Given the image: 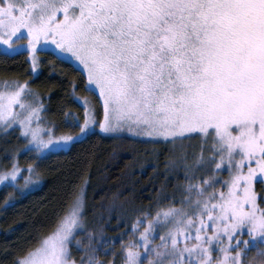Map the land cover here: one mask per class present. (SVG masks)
I'll return each mask as SVG.
<instances>
[{
	"label": "snow or ice",
	"instance_id": "6c2138e0",
	"mask_svg": "<svg viewBox=\"0 0 264 264\" xmlns=\"http://www.w3.org/2000/svg\"><path fill=\"white\" fill-rule=\"evenodd\" d=\"M25 36L33 68L42 40L83 66L87 89L103 101L104 132L127 124L147 136L201 139L188 169L203 175L189 182L180 208L163 213L172 227L159 250L141 234L145 251L155 253L148 264H264V208L254 189L264 184V0H0V43L15 51ZM26 86L0 93V121L9 122L14 104L25 107ZM32 142L37 150L52 144L35 129ZM225 169L229 178L221 180ZM19 171L14 165L0 180ZM81 208L82 193L14 264H76L68 242ZM137 247L125 249L123 264H144ZM80 264L101 261L89 254Z\"/></svg>",
	"mask_w": 264,
	"mask_h": 264
},
{
	"label": "trees",
	"instance_id": "16d2710c",
	"mask_svg": "<svg viewBox=\"0 0 264 264\" xmlns=\"http://www.w3.org/2000/svg\"><path fill=\"white\" fill-rule=\"evenodd\" d=\"M45 55L55 59L51 54ZM56 61L52 76L45 63L41 64L40 73L33 75L25 53L8 55L0 51V83L16 81L39 86L45 79L59 84L61 87H39L50 92L52 115L71 122V116H67L71 109L81 117V108L71 98V87L77 84L81 91L77 93L87 96L85 77L69 64ZM72 128L74 132L78 130ZM201 143L196 136L190 140L155 141L105 136L94 131L67 151L38 157L29 150L23 151L26 140L15 129L0 132V174L18 162L22 166L33 165V174L40 180L37 188L24 194L13 186L0 191V264H14L38 246L42 238L54 231L82 188L84 230L70 246L71 260L80 264L81 257L87 260L89 254H94L101 264H123L125 249L139 246L145 229H149L147 234L156 232L154 243L160 240L170 225L159 221L160 216L169 208H180L181 200L189 196V182L198 183L201 179L203 173L188 169L199 154ZM228 176L222 171L218 178L224 180ZM254 189L258 204L264 208V200L260 199L264 197V185L256 183ZM254 252L252 249L249 255Z\"/></svg>",
	"mask_w": 264,
	"mask_h": 264
},
{
	"label": "rangeland",
	"instance_id": "374dc122",
	"mask_svg": "<svg viewBox=\"0 0 264 264\" xmlns=\"http://www.w3.org/2000/svg\"><path fill=\"white\" fill-rule=\"evenodd\" d=\"M57 16L60 19L63 18L62 13H57ZM13 39L15 40V38ZM27 42L28 40H27V37L25 36L24 39H21L20 41H18L19 46L14 45L15 51L10 49L7 45H3L2 43H0V51L8 55L25 53L27 56V60L31 64V67H32L31 73L33 75H38L40 73V70L42 68L41 64L43 63H45L47 67L50 68L49 70H50L51 76L53 75V72H54V65H57L56 63H58L56 61L57 59L69 64L74 69L79 70L83 73L85 77L84 87L86 90L84 94H86L87 96L85 95L80 96L79 95L80 93H77V92H81L80 90H77V84L72 85L71 87L72 97L71 98L81 108V117L78 116L75 109H71L70 113L67 115V116H71V122H69V118L68 119L62 118L61 120H57L52 115L53 105L51 104V100H50V92L47 90H43V88L39 87V86L61 87L59 84L50 83L45 79L40 81L39 86H37V84L30 85L28 83H19L16 81H6L3 83H0V93L15 91L17 85H27L24 91L21 93V102L25 104V107L21 108L19 104H14L13 105V117H9V122L5 124V122L0 121V132L12 131V129H15L18 132V134L26 140V148L23 151L29 150L38 157H43L50 153H55L59 151H67L70 149V147L75 142L84 139L90 133L94 131H97L98 133L105 135V136H128V137L139 138L143 140L173 141L171 137L165 138L162 136H147V135L140 134L139 130L129 131L127 124H125L123 127L118 128L115 131L104 132L99 126V122L103 121L104 119L103 101L99 95L98 89H95V91H89L87 89V75L83 69V66L79 64V62L76 61L74 58H72L70 54L61 53L60 50L57 49L56 46L52 44L50 40L49 41L42 40L41 44L37 45V52L34 54L36 58L37 66L33 68V64H32L33 54L27 48ZM43 44H47L46 50H40L41 45ZM46 53L51 54L56 60L53 58L47 57L45 55ZM59 99L60 98L57 97L55 102L58 103ZM85 100L90 101V103L86 104ZM0 102H3V101H0ZM32 109H36V111L33 112ZM86 119L89 120V123L87 127H84V123ZM21 121H23V123H21ZM69 124H71V127L68 126ZM73 126L78 128L76 132L73 131L74 130V128H72ZM67 127L69 129H67ZM82 128H83V131H81ZM33 129L37 131L38 136L42 138L43 140L47 141L51 139L52 144H50L47 148L37 150L35 144L32 142V130ZM58 129L65 130V131L58 132ZM64 136H71L72 139L69 141H64L63 139H61V137H64ZM177 139H180V138H177ZM15 166H17L20 169V171L16 175V179L12 180L11 176H9L8 179L6 180H0V191L5 187L13 186L21 194H24L29 190L30 191L34 190L40 185V180H38L33 174L34 170L32 172H29L28 169L30 166H22L18 162H16ZM253 166H255L254 162H253ZM31 168L33 169V165H31ZM11 170L8 172H11ZM224 171L228 173L226 169ZM244 171L245 172L247 171L246 167ZM4 173H1L0 175H3ZM26 177H30V179L26 181L25 180ZM194 191L192 194V199H195ZM81 193H82V208L80 212V217L78 220V224L77 226L74 227L73 234L69 238V242H68V250H69L68 259L70 261H71L70 246L73 243V241L77 238V236L84 230V199H83L84 190L83 188L82 190H80L78 195ZM160 220L166 222V226H168V224L170 223L167 229L163 230L161 234V235H167L169 228L172 227L171 217L166 219L164 215H162L159 218V221ZM156 226L157 228H159L158 222L156 223ZM209 234H210V231H209ZM145 235L148 237L147 248L149 250H153V249L159 250L157 246L161 243V240H159L157 243H154L153 241L154 236L156 235V232L148 233V234L146 233ZM193 235H194V232H193ZM246 235L247 234H245L244 236ZM246 238L249 239L248 236H246L245 239ZM180 242L182 246L183 243L185 242L183 239V236L180 237ZM153 243L156 245H154ZM235 243L236 241L234 240L233 244ZM136 251L141 253V259L144 261V264H148L149 260L155 259L154 251H152L151 254L145 251L144 238L141 240L140 245L136 248ZM213 252L216 253L217 255L222 256V253H219L218 250H214Z\"/></svg>",
	"mask_w": 264,
	"mask_h": 264
}]
</instances>
